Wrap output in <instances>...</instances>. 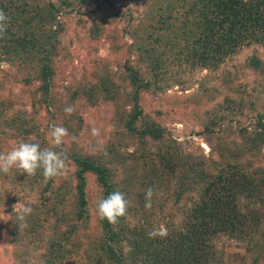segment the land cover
Instances as JSON below:
<instances>
[{"label":"rangeland","instance_id":"1","mask_svg":"<svg viewBox=\"0 0 264 264\" xmlns=\"http://www.w3.org/2000/svg\"><path fill=\"white\" fill-rule=\"evenodd\" d=\"M26 1L62 6L60 25L48 26L57 32L51 58L38 55L23 65L24 73L18 61L0 59V153L31 142L67 159L63 174L50 180L41 170L32 177L16 168L0 173V264H45L48 242L61 227L79 232L74 263L105 264L92 261L93 244L104 237L96 214L103 189L88 173V201L79 216L73 154L91 155L113 171L116 191L130 202L120 221L131 238V231L148 233L160 225L179 237L211 177L248 167L257 179L255 189L237 200L242 229L214 237L207 264H264V144L253 142L256 131L264 132V43L243 45L217 65L193 67L168 48L184 42V1ZM156 55L161 64H153ZM43 59L53 78L48 99ZM129 66L152 83L140 105L144 118L165 130L159 140L135 139L121 119L132 107ZM68 106L75 109L71 115L64 111ZM53 124L69 132L60 147L50 143ZM149 187L158 195L146 209ZM20 201L34 209L22 231L13 209ZM123 242L128 253L131 246Z\"/></svg>","mask_w":264,"mask_h":264},{"label":"trees","instance_id":"2","mask_svg":"<svg viewBox=\"0 0 264 264\" xmlns=\"http://www.w3.org/2000/svg\"><path fill=\"white\" fill-rule=\"evenodd\" d=\"M181 1L188 3L186 23L179 28L184 42L177 41V47H173L176 44L168 45L180 62L185 60L186 64L193 67L214 66L243 45L251 42L264 43V0ZM60 7L53 3L42 5L30 4L26 0H0V10L9 18L7 31L0 38V59L18 61V70L24 73L23 65L34 61L33 58L38 55L45 53L46 58H51L57 32L48 26L52 22L60 25L59 21L56 22L62 9ZM180 42L182 44H178ZM162 60L158 55L152 57L153 64L156 65L161 64ZM49 69L50 65L43 59L41 73L44 76L41 80H44L43 95L47 99L51 94L53 79L49 76ZM128 72L132 85V107L121 116L124 126L135 139L159 140L165 135V130L160 124L145 119L140 105L141 93L150 89L152 83L130 66ZM106 87L109 88L108 85ZM258 141L264 144V132L256 131L253 142L256 144ZM72 158L76 165L77 212L79 216H83L88 201V173L96 176L103 189V198L116 191V184L110 167L95 157L73 154ZM232 168L233 170L229 169L224 174H214L211 177L205 194L192 209V223L179 233V237L168 235L166 238L150 239L146 231L134 230L135 232H130L134 236L131 238L127 232L125 235L122 228L120 220L123 217L117 225L110 224L106 219L101 220L104 237L98 239V246L94 240L96 251L92 261L105 264L209 263L213 256V238L221 232L242 229L243 221L236 211L237 200L240 194H250L256 186L257 178L248 167L240 170V166L235 165ZM261 179L264 181L262 177ZM78 233L77 230L69 231L62 227L56 230L47 245L45 264H76L72 259L78 249L74 240ZM123 240H127L131 246L128 253L124 251Z\"/></svg>","mask_w":264,"mask_h":264},{"label":"clouds","instance_id":"3","mask_svg":"<svg viewBox=\"0 0 264 264\" xmlns=\"http://www.w3.org/2000/svg\"><path fill=\"white\" fill-rule=\"evenodd\" d=\"M9 18L3 10H0V38L7 31ZM65 113L71 115L75 109L68 106L64 109ZM91 134L98 137L100 131L96 127H92ZM50 143L56 147H60L69 135L68 129L62 125L53 124L48 133ZM75 139V138H73ZM66 155L55 151L53 148L41 147L39 143L21 142L7 153H0V173L9 174L13 168L26 174L28 177L35 176L38 170L45 180H50L61 176L66 169ZM158 193L149 187L145 192V208L151 209L152 199ZM130 202L126 199L125 194L120 191H114L106 198L100 199L96 204V214L101 220H107L112 225H117L121 217L126 216ZM15 220L19 231L28 227L27 219L34 212L30 204H24L21 201L13 205ZM169 235L164 225L153 227L147 233L148 238H166Z\"/></svg>","mask_w":264,"mask_h":264}]
</instances>
